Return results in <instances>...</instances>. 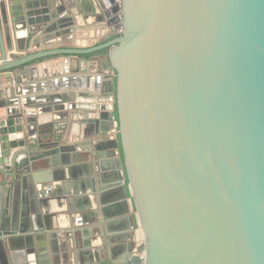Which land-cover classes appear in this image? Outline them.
<instances>
[{
  "label": "water",
  "instance_id": "95a60500",
  "mask_svg": "<svg viewBox=\"0 0 264 264\" xmlns=\"http://www.w3.org/2000/svg\"><path fill=\"white\" fill-rule=\"evenodd\" d=\"M102 7L117 37L39 50L38 33L78 30L76 0H0V78L10 81L0 91V175L34 185L33 170L53 165L51 140L20 101L41 114L64 105L28 96L52 86H22L30 63L108 49L118 119L102 117L119 130L141 239L140 255L122 264H264V0ZM12 36L24 53L8 55ZM26 241L25 264H48L41 243Z\"/></svg>",
  "mask_w": 264,
  "mask_h": 264
},
{
  "label": "crops",
  "instance_id": "0c3cea01",
  "mask_svg": "<svg viewBox=\"0 0 264 264\" xmlns=\"http://www.w3.org/2000/svg\"><path fill=\"white\" fill-rule=\"evenodd\" d=\"M111 1L119 2L76 0L81 12L78 30L58 27L38 33L39 50L90 47L111 39L115 18L107 17L102 7L108 9ZM94 13H103L104 20L97 21ZM12 44L8 55L24 53L18 51L14 36ZM30 50L37 49L28 46L26 52ZM22 71L18 68L14 73ZM25 71L23 87L52 84L28 96L54 95L55 106H64L41 114L39 108L23 107L20 101L21 109L37 115L35 124L43 141L51 140L48 151H53L49 158L53 165L43 163L33 170L34 185L23 180L14 184L13 177L0 175V260L25 264L24 248L32 235L33 243L47 250L48 264L129 263L140 255L141 239L121 163L119 130L113 118L102 117L105 110L113 112L115 102L109 92L115 71L108 51L49 56L30 63ZM8 85V79L0 78V91Z\"/></svg>",
  "mask_w": 264,
  "mask_h": 264
},
{
  "label": "trees",
  "instance_id": "16d2710c",
  "mask_svg": "<svg viewBox=\"0 0 264 264\" xmlns=\"http://www.w3.org/2000/svg\"><path fill=\"white\" fill-rule=\"evenodd\" d=\"M117 36H118V34H115V35L112 36V38L117 37ZM103 50H104V52H107L108 51V49H103ZM89 55L90 54H83V56H89ZM115 81H116V79H115ZM114 99H115V102H114L113 114H114L115 120H117L118 119V112H117L115 92H114ZM118 138H119V135H118ZM120 150H121V153H122L121 146H120ZM127 183H128V181H127Z\"/></svg>",
  "mask_w": 264,
  "mask_h": 264
}]
</instances>
